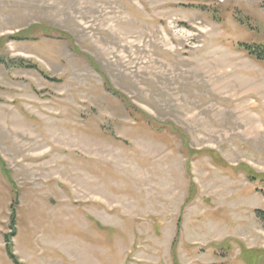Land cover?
I'll use <instances>...</instances> for the list:
<instances>
[{
	"label": "rangeland",
	"instance_id": "374dc122",
	"mask_svg": "<svg viewBox=\"0 0 264 264\" xmlns=\"http://www.w3.org/2000/svg\"><path fill=\"white\" fill-rule=\"evenodd\" d=\"M241 45L264 0H0V264H264Z\"/></svg>",
	"mask_w": 264,
	"mask_h": 264
},
{
	"label": "trees",
	"instance_id": "16d2710c",
	"mask_svg": "<svg viewBox=\"0 0 264 264\" xmlns=\"http://www.w3.org/2000/svg\"><path fill=\"white\" fill-rule=\"evenodd\" d=\"M242 48H243V51L248 53L249 55L253 56V57H256L258 60H261V61H264V47L263 46H255V45H241ZM260 215H263L261 213H259V216ZM14 216V215H13ZM14 217H12V228L14 229V224H15V220L13 219ZM179 234V232H178ZM15 236V233L12 235H9V236H5V242L8 244V247H7V255L9 257V259L16 263V258L13 254V251L11 249V239L12 237Z\"/></svg>",
	"mask_w": 264,
	"mask_h": 264
}]
</instances>
